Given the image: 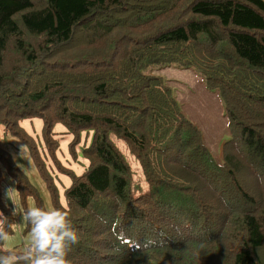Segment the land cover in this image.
Returning <instances> with one entry per match:
<instances>
[{
	"label": "trees",
	"instance_id": "obj_1",
	"mask_svg": "<svg viewBox=\"0 0 264 264\" xmlns=\"http://www.w3.org/2000/svg\"><path fill=\"white\" fill-rule=\"evenodd\" d=\"M176 63L217 89L229 136L217 161L167 80L145 71ZM41 120L36 147L19 125ZM55 122L85 129L78 173L53 154ZM25 143L47 191L0 147V264H30L4 247L20 205L68 213L79 242L70 264H264V0H0V125ZM121 138L143 182L111 141ZM43 148V149H42ZM69 178L62 199L44 157Z\"/></svg>",
	"mask_w": 264,
	"mask_h": 264
},
{
	"label": "rangeland",
	"instance_id": "obj_2",
	"mask_svg": "<svg viewBox=\"0 0 264 264\" xmlns=\"http://www.w3.org/2000/svg\"><path fill=\"white\" fill-rule=\"evenodd\" d=\"M145 71L158 73L167 80L180 104L181 111L200 129L202 142L209 149L212 156L217 161H221V144L229 136V128L228 119L224 113L223 100L219 91L217 89H207L204 85L203 76L199 71L193 68L180 67L176 63L149 65L145 68ZM19 125L26 131L29 138L35 142L36 147L40 145L42 147L40 118L23 117L19 119ZM86 131H88V137L85 141H83L85 129L79 131V139L73 146L75 153L72 155L69 143L72 135L71 132L60 122H55L51 129V135L56 142V146L53 147L55 158L61 166L71 168L75 173L80 172L87 164V158L81 151L82 144L84 142L87 143L89 140L91 129H87ZM109 137L128 162L133 179L137 182H143L138 162L128 150L124 141L113 133H110ZM0 147L8 151L15 160V163L34 180L35 185L39 188L44 204L47 206V202H49L47 191L35 170L26 148V143L18 135L8 132L6 126L3 124L0 125ZM45 151L47 152V150ZM44 161L57 185L60 199H62V188L68 184L69 178L54 166L49 154L45 155ZM1 171V197L11 208L14 215L11 232L3 236V246L8 248L17 246L18 248L31 249L34 244L32 233L34 224L29 217L28 226L26 227V213L20 205L15 179L7 171L6 167L1 166ZM32 207H35L33 200L31 197H28L27 209ZM38 256V254L31 252L30 264H33V260Z\"/></svg>",
	"mask_w": 264,
	"mask_h": 264
},
{
	"label": "clouds",
	"instance_id": "obj_3",
	"mask_svg": "<svg viewBox=\"0 0 264 264\" xmlns=\"http://www.w3.org/2000/svg\"><path fill=\"white\" fill-rule=\"evenodd\" d=\"M264 180V178H262ZM35 246L39 253L33 264H70L67 259L71 246L79 242V236L71 224L68 213L55 208L46 212L38 207L28 209Z\"/></svg>",
	"mask_w": 264,
	"mask_h": 264
}]
</instances>
